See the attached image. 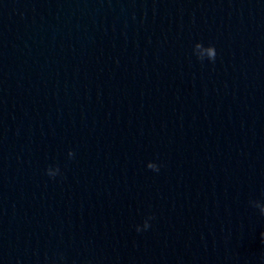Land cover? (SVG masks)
Segmentation results:
<instances>
[{"label":"water","instance_id":"obj_1","mask_svg":"<svg viewBox=\"0 0 264 264\" xmlns=\"http://www.w3.org/2000/svg\"><path fill=\"white\" fill-rule=\"evenodd\" d=\"M253 200L264 0H0V264H264Z\"/></svg>","mask_w":264,"mask_h":264},{"label":"clouds","instance_id":"obj_2","mask_svg":"<svg viewBox=\"0 0 264 264\" xmlns=\"http://www.w3.org/2000/svg\"><path fill=\"white\" fill-rule=\"evenodd\" d=\"M193 52L196 55L197 59L204 60L207 58L209 61H215L216 58V50L213 45L204 46L200 42H196L193 46ZM68 156L71 158L73 156V152L71 149L68 150ZM146 167L153 170V171H159V167L156 163L149 161L146 164ZM60 173V169L58 166H49L46 169V174L49 177H55ZM253 207L258 208L261 215H264V203H261L258 200L250 201ZM151 216H149L147 219L143 222V229H148L150 227L149 220H151ZM136 230L139 232L141 231V225L136 226ZM261 240L264 241V231H261L260 233Z\"/></svg>","mask_w":264,"mask_h":264}]
</instances>
